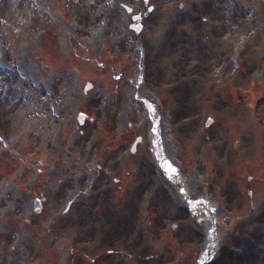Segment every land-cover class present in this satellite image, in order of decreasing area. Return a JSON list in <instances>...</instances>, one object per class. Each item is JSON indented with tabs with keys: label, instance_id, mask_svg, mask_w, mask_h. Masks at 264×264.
<instances>
[{
	"label": "rangeland",
	"instance_id": "rangeland-1",
	"mask_svg": "<svg viewBox=\"0 0 264 264\" xmlns=\"http://www.w3.org/2000/svg\"><path fill=\"white\" fill-rule=\"evenodd\" d=\"M148 7L0 0V264H264V0Z\"/></svg>",
	"mask_w": 264,
	"mask_h": 264
},
{
	"label": "bare ground",
	"instance_id": "bare-ground-1",
	"mask_svg": "<svg viewBox=\"0 0 264 264\" xmlns=\"http://www.w3.org/2000/svg\"><path fill=\"white\" fill-rule=\"evenodd\" d=\"M152 132L154 133V138L153 139H156L157 138V124L156 123L154 124V127L152 128ZM153 143L154 144H153V147H152L151 156L155 159V165L157 166L159 172L161 170H166L165 167L167 165V161H166V159H165V157L163 155V152L161 150V142L159 140L158 141L156 140ZM170 172H171L170 174L172 175V178L177 180L178 174L176 172V169L172 167L170 169ZM183 191L184 190L181 189V187H180V192L182 194H183ZM175 194H176V196L179 199V194H177L176 191H175ZM184 194H185V192H184ZM186 197H187V194H186ZM183 201H185V200L183 199L182 202ZM201 202H202L201 200H195L194 203H192V205L195 207L194 212L196 213V216H198L199 219H201V217H206L207 213L209 215V211H207L206 209H202L203 206H202Z\"/></svg>",
	"mask_w": 264,
	"mask_h": 264
},
{
	"label": "water",
	"instance_id": "water-1",
	"mask_svg": "<svg viewBox=\"0 0 264 264\" xmlns=\"http://www.w3.org/2000/svg\"><path fill=\"white\" fill-rule=\"evenodd\" d=\"M148 1L145 2V0H143L144 2V6L147 7V4H148ZM124 9L127 11V13H131V9L128 8V7H124ZM151 11V8H148L146 13L143 15V17H141L140 15H135L132 17V21L133 22H137V24H133L131 25L130 29L134 30L136 34L139 33L140 29H141V25H140V22L148 15V13ZM138 18V19H137ZM90 88V85L87 86V89ZM80 121L83 120V115H80V118H79ZM211 121L208 120L207 124L206 125H209ZM40 210V206H39V202L38 201H35L34 202V212L35 213H38ZM202 264V263H200Z\"/></svg>",
	"mask_w": 264,
	"mask_h": 264
},
{
	"label": "snow or ice",
	"instance_id": "snow-or-ice-1",
	"mask_svg": "<svg viewBox=\"0 0 264 264\" xmlns=\"http://www.w3.org/2000/svg\"><path fill=\"white\" fill-rule=\"evenodd\" d=\"M145 2H147V0H145ZM138 19V18H137ZM82 115V114H81Z\"/></svg>",
	"mask_w": 264,
	"mask_h": 264
}]
</instances>
